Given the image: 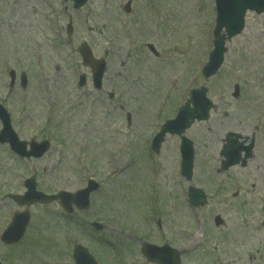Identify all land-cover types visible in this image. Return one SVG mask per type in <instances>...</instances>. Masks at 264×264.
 Masks as SVG:
<instances>
[{
  "label": "rangeland",
  "instance_id": "rangeland-1",
  "mask_svg": "<svg viewBox=\"0 0 264 264\" xmlns=\"http://www.w3.org/2000/svg\"><path fill=\"white\" fill-rule=\"evenodd\" d=\"M126 2L89 0L74 11L63 0H0V87L8 84L9 70L29 78L25 97L6 86L0 97H6L21 138H48L51 144L44 157L24 161L0 147V162L8 170L0 169V232L21 211L9 195H21L32 175L38 190L50 195L78 191L88 179L100 185L86 213L69 216L57 204L30 207L20 243L0 242L1 264H73L75 245L87 248L97 264L130 259L150 264L139 255V242L177 248L182 264H264L259 19L246 17L249 29L227 44L222 68L205 81L199 72L212 50V0H132L130 14L123 10ZM149 43L158 57L145 48ZM82 44L95 57L105 56L101 91L91 87L81 65ZM87 73V84L79 89L76 80ZM201 86L215 108L206 122L186 132L195 150L188 182L180 176L177 137L167 136L159 154L149 145L190 90ZM228 133L238 134L241 143L247 140L245 145L253 139L254 148L245 167L223 171L219 154ZM188 187L206 194L205 206H189ZM151 208L155 214L149 219ZM92 221L105 229L95 233Z\"/></svg>",
  "mask_w": 264,
  "mask_h": 264
},
{
  "label": "water",
  "instance_id": "water-1",
  "mask_svg": "<svg viewBox=\"0 0 264 264\" xmlns=\"http://www.w3.org/2000/svg\"><path fill=\"white\" fill-rule=\"evenodd\" d=\"M75 3V7L79 8L86 3L87 0H71ZM217 1V28L215 31L216 40L214 42V51L211 54L209 64L205 68L204 77L208 78L214 75L223 61V55L225 53L224 42L225 36H220V32L223 28H225L228 39L232 36L240 33L243 27V16L246 10H256L261 11L262 7H264V0H216ZM84 59H88V57H84ZM103 66L101 64L98 65L96 71L94 72V82L96 87H100V78L102 76ZM193 99L190 101L193 108H189V104L185 108L180 111L179 116L174 122H168L163 128L159 135L154 140V144L158 150L159 144L163 140L165 133L182 135L184 131L189 128L191 123L194 120H206L208 118V110L212 107L211 103L205 99V90H201L198 92H193ZM1 112V110H0ZM10 129L5 127L2 131V134L5 137L9 136V142L15 144L11 139ZM4 137V136H2ZM5 138H3L4 140ZM2 141V140H1ZM233 147L236 150H233ZM250 149L251 146L245 148V159L250 157ZM241 151L240 148L235 146V142L229 141V147H225L222 151L221 155L228 159V162H224V167H229L238 162V154ZM181 153H182V174L186 177L187 180L191 178V170L193 164V147L192 143L186 138L181 139ZM237 155L235 160L232 158ZM245 160L242 161V165H244ZM29 192L25 195L24 198H16V201L19 205H30L33 203H48L52 201L51 197H44L40 193H35V185L34 182L31 181L28 184ZM98 188L96 184L93 182H89V187L81 191L75 196L74 202L79 199L80 206L79 209H87L89 205L88 197L92 191H95ZM192 201L196 204L198 203V198L200 195L196 192V190L191 189ZM61 204L64 209L69 210L71 199L73 201V197H70L66 194L61 195L60 197ZM77 203V202H76ZM28 223V215L22 214L16 216L13 220L12 224L8 227L5 234L2 237V242L6 245H11L17 243L23 236L24 231L26 229V225ZM149 249V250H148ZM147 258L151 261H157L160 264H178L177 255L174 251L164 247L162 249L159 248H146ZM74 257L77 264H95L93 259L87 254V252L77 247L74 251Z\"/></svg>",
  "mask_w": 264,
  "mask_h": 264
},
{
  "label": "flooded vegetation",
  "instance_id": "flooded-vegetation-1",
  "mask_svg": "<svg viewBox=\"0 0 264 264\" xmlns=\"http://www.w3.org/2000/svg\"><path fill=\"white\" fill-rule=\"evenodd\" d=\"M1 100H2V104H4L6 106V103L4 101H6L7 99L1 98ZM4 166L5 165L2 162H0V169H2L3 174L8 173L7 170L4 168Z\"/></svg>",
  "mask_w": 264,
  "mask_h": 264
},
{
  "label": "bare ground",
  "instance_id": "bare-ground-1",
  "mask_svg": "<svg viewBox=\"0 0 264 264\" xmlns=\"http://www.w3.org/2000/svg\"><path fill=\"white\" fill-rule=\"evenodd\" d=\"M220 222V221H219Z\"/></svg>",
  "mask_w": 264,
  "mask_h": 264
}]
</instances>
